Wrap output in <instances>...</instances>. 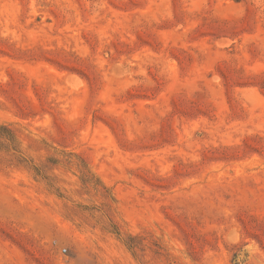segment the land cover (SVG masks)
Here are the masks:
<instances>
[{
  "label": "rangeland",
  "instance_id": "obj_1",
  "mask_svg": "<svg viewBox=\"0 0 264 264\" xmlns=\"http://www.w3.org/2000/svg\"><path fill=\"white\" fill-rule=\"evenodd\" d=\"M0 264H264V0H0Z\"/></svg>",
  "mask_w": 264,
  "mask_h": 264
},
{
  "label": "trees",
  "instance_id": "obj_2",
  "mask_svg": "<svg viewBox=\"0 0 264 264\" xmlns=\"http://www.w3.org/2000/svg\"><path fill=\"white\" fill-rule=\"evenodd\" d=\"M5 135L12 137L11 131L4 125H0V136Z\"/></svg>",
  "mask_w": 264,
  "mask_h": 264
}]
</instances>
